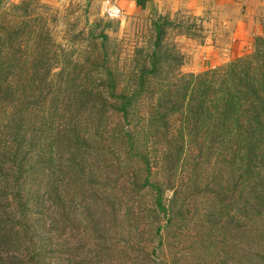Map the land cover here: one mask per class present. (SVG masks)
Returning a JSON list of instances; mask_svg holds the SVG:
<instances>
[{
    "label": "rangeland",
    "instance_id": "1",
    "mask_svg": "<svg viewBox=\"0 0 264 264\" xmlns=\"http://www.w3.org/2000/svg\"><path fill=\"white\" fill-rule=\"evenodd\" d=\"M131 2L0 0V218L8 230L17 192L44 206L31 166H42L62 117L75 114V264H240L251 184L240 196L239 146L214 112L207 119L197 80L210 74L218 90L228 67L260 48L264 0ZM107 3L120 18L106 16ZM106 71L116 96L134 95L128 120L102 92ZM143 155L171 214L142 189Z\"/></svg>",
    "mask_w": 264,
    "mask_h": 264
},
{
    "label": "trees",
    "instance_id": "2",
    "mask_svg": "<svg viewBox=\"0 0 264 264\" xmlns=\"http://www.w3.org/2000/svg\"><path fill=\"white\" fill-rule=\"evenodd\" d=\"M257 43L260 48L254 54L228 67L218 90L213 89L214 76L210 74L197 80L204 89L202 106L207 107V119L213 120L214 112L223 138L239 146L234 165L240 196L251 184L248 236L242 232L246 227L239 226L240 264H247L249 257L258 260V264L264 262V39ZM106 73L110 81L102 92L109 93L121 105L119 111L128 120L134 95L116 96L112 75L109 71ZM81 107L87 108L86 104ZM98 115H101L99 110ZM51 137L42 166H31L33 176H38L37 193L45 191L38 201V204L44 201V206H33L31 190L26 196L21 192L15 194L8 230L7 223L3 222L4 214L0 218V264H75V207H71L75 203V114L63 116ZM122 140L128 154L138 148L132 129L124 133ZM140 162L146 169L142 189L154 192L156 211L171 214L173 206L165 203L163 185L151 182L150 161L143 155ZM241 201L244 202L242 198ZM246 209L243 206L239 210L242 218H246ZM246 249H250V256L245 255Z\"/></svg>",
    "mask_w": 264,
    "mask_h": 264
},
{
    "label": "built area",
    "instance_id": "3",
    "mask_svg": "<svg viewBox=\"0 0 264 264\" xmlns=\"http://www.w3.org/2000/svg\"><path fill=\"white\" fill-rule=\"evenodd\" d=\"M104 12L111 20L118 19L122 15V10L116 4L110 5L109 3L104 5Z\"/></svg>",
    "mask_w": 264,
    "mask_h": 264
},
{
    "label": "crops",
    "instance_id": "4",
    "mask_svg": "<svg viewBox=\"0 0 264 264\" xmlns=\"http://www.w3.org/2000/svg\"><path fill=\"white\" fill-rule=\"evenodd\" d=\"M152 1H160V0H133V3L131 2L130 4H128L130 7H134V5L136 4H143V5H146V4H149L150 2Z\"/></svg>",
    "mask_w": 264,
    "mask_h": 264
}]
</instances>
